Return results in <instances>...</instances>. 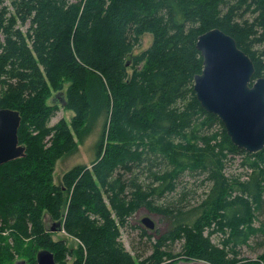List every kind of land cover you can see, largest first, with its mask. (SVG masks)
I'll return each instance as SVG.
<instances>
[{"label":"trees","instance_id":"obj_1","mask_svg":"<svg viewBox=\"0 0 264 264\" xmlns=\"http://www.w3.org/2000/svg\"><path fill=\"white\" fill-rule=\"evenodd\" d=\"M216 28L252 59L254 80L264 77V0H0V109L20 113L27 155L0 166V264H37L43 250L58 264H259L238 249L254 239L264 250V222L255 226L264 151L235 146L194 91L204 69L198 38ZM147 34L152 45L135 54ZM62 92L74 115L51 126ZM100 121L96 158L55 185L57 162ZM230 156L243 157L245 180L225 176ZM185 174L206 175V199L185 211L183 193L175 209L157 206ZM143 208L172 222L156 241L142 233L152 246L144 259L122 241ZM178 241L181 253L167 250Z\"/></svg>","mask_w":264,"mask_h":264},{"label":"water","instance_id":"obj_2","mask_svg":"<svg viewBox=\"0 0 264 264\" xmlns=\"http://www.w3.org/2000/svg\"><path fill=\"white\" fill-rule=\"evenodd\" d=\"M204 69L196 75L194 91L204 110L223 122L235 146L249 154L264 151V77L254 80L256 68L236 40L220 29H212L198 38ZM61 100V104H59ZM51 103L67 105L65 94L58 93ZM20 113L0 109V166L25 158L26 147L20 144ZM154 230V220H142ZM25 264V263H19ZM37 264H58L47 250L37 255Z\"/></svg>","mask_w":264,"mask_h":264},{"label":"rangeland","instance_id":"obj_3","mask_svg":"<svg viewBox=\"0 0 264 264\" xmlns=\"http://www.w3.org/2000/svg\"><path fill=\"white\" fill-rule=\"evenodd\" d=\"M26 27L22 30L26 31ZM153 43V36L147 34L143 37L141 45L136 49L135 54H140L141 52L147 50ZM59 104H61V100H59ZM59 112L55 118L51 121V126H54L61 120H65L66 122L71 124L73 112L64 109V107L59 106ZM103 121H100L98 124L92 122L89 125V132L83 136V140H78V149L63 157L59 160L55 167L54 173V183L55 185H59L64 174L69 170L73 169L76 166L80 165H90L91 162L96 158L97 153V143L100 140L102 135ZM234 159V161H231ZM243 157H229V160L226 162V167L224 169V174L227 178L232 179L233 177L238 178L241 177L242 180L246 179V172L248 171L243 167ZM159 168L154 169L157 171ZM144 184H150L152 182V174L147 173L145 177L141 180ZM179 188L176 193L171 195H167L162 199H156L157 206L170 207L171 209H175L176 202L182 198V194L185 193L186 197L182 204L177 205L179 208H187L185 211L198 206L204 199H206L210 189L211 183L206 180V175H198V174H185L178 180ZM146 217L154 220L156 227L154 230H150L144 227L142 224V220ZM264 222V212L258 213V219L255 221V226L259 227L260 223ZM45 223L48 229H52L53 222L50 220L49 216L45 217ZM172 230V222L169 218L164 216L162 213L152 212L147 208L141 209L138 213L133 215L130 219H128V227L122 229V241L127 248V250L134 256H139L142 259L147 258L152 253V246L148 243L147 238L141 237L143 232H147L148 236L152 237V241H156L160 235L163 236L167 232ZM53 234L54 239L60 240L67 238L64 233H51ZM222 236L214 235L212 237V241L214 244L222 245ZM68 245L72 248H78L79 243L74 240H69ZM183 241H178L171 247H168L167 250H170L174 254H179L182 252ZM149 249V251H148ZM240 257L241 259L250 260L252 262H256L259 264H263L262 260H260V254H263L262 249H257V245L255 240L252 239L248 245H244L239 247ZM261 257V256H260ZM259 258V259H258ZM181 259V258H180ZM73 259H69V264H73ZM181 264H204L202 262H188L184 260H180ZM27 261L24 258H18L14 264L26 263Z\"/></svg>","mask_w":264,"mask_h":264},{"label":"bare ground","instance_id":"obj_4","mask_svg":"<svg viewBox=\"0 0 264 264\" xmlns=\"http://www.w3.org/2000/svg\"><path fill=\"white\" fill-rule=\"evenodd\" d=\"M263 78V77H262Z\"/></svg>","mask_w":264,"mask_h":264}]
</instances>
